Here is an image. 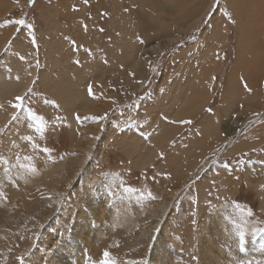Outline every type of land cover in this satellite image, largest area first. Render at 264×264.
<instances>
[{"label": "rangeland", "instance_id": "rangeland-1", "mask_svg": "<svg viewBox=\"0 0 264 264\" xmlns=\"http://www.w3.org/2000/svg\"><path fill=\"white\" fill-rule=\"evenodd\" d=\"M241 1L197 0L196 4L211 2L210 10L184 34L179 26L185 20L175 15L184 9V0H146L149 6L140 0H0V41L6 39L0 46V178L12 170L0 184V206L16 215L25 203L43 205L50 198L43 207L51 213L48 222L18 238L7 264H42L47 249L59 246L61 229L74 224L73 218L64 215V205L68 202L75 215L88 201V192L74 190L75 182L81 183L87 172L82 167L75 172L65 159L79 154L86 158L85 164L94 160L90 182L95 186L104 184L111 174L118 175L120 181L109 201L124 199L136 217L151 216L167 192L179 189L172 208L156 224L165 222L170 228L167 242L177 264L198 263L197 243L203 230L196 222L202 218L199 226H204L219 201L226 204V214L238 217L217 211L212 218L218 222L222 216L234 222L237 245L225 244L227 251L242 264L264 263V142L228 154L227 141L234 132L244 135L259 130V123H248L256 114L248 110L255 101L254 92L248 90L249 79L243 78L232 99L224 93L229 88H223L235 66L238 43L251 29L250 20L241 16ZM119 6L121 12H117ZM218 12L230 25L220 55L224 68L215 76L209 94L194 104V98L179 92L177 82L185 77L178 80V75L194 64L205 68L200 66L206 60L203 36ZM19 20L24 23H16ZM170 36H177V41L167 43ZM46 39L52 47L49 53L43 48ZM159 41L164 48L152 55L148 49ZM254 53L263 59L264 45ZM250 76L264 87V73ZM225 98L231 100L227 111ZM204 122L213 127L207 128ZM261 137L264 140V132ZM88 145L92 151L86 153ZM215 164V172H206L207 178L201 179L203 171ZM22 165L42 177L44 182L36 190L22 185L29 175L18 173ZM59 169L67 180L50 174ZM54 183L61 189L51 191ZM104 208L107 211L106 204ZM180 212L188 217L186 221ZM52 215L55 226L45 239L42 231ZM147 220L146 224L155 223L154 218ZM118 231V236L123 235L119 244H107V251L100 255L103 258L109 252L104 255L109 262L132 256L128 243L138 230ZM241 233L244 251L239 247ZM38 243L39 253L19 255L26 245ZM248 252L252 256H245ZM146 255L144 251L137 260ZM102 258L98 261H105Z\"/></svg>", "mask_w": 264, "mask_h": 264}, {"label": "bare ground", "instance_id": "bare-ground-1", "mask_svg": "<svg viewBox=\"0 0 264 264\" xmlns=\"http://www.w3.org/2000/svg\"><path fill=\"white\" fill-rule=\"evenodd\" d=\"M196 2L197 0H187L183 5L184 9L179 13V16L185 20V23L179 26L181 32H190L210 6V2L207 5L201 3L196 4ZM234 3H236V0H234ZM241 4V6H243L241 13L242 18L252 21L253 28L258 26L262 16V0H243L241 1ZM255 8L258 9L260 13L259 17L255 16L253 13ZM187 17L189 18V21ZM5 40L6 39L0 41L1 47ZM175 40L176 38L171 37L167 43L174 42ZM48 45L50 47L51 44L48 43ZM163 45V42H158L157 46L152 49L149 48L148 50L156 52L161 50ZM50 48L52 49V47ZM23 92L27 93L28 88H25ZM229 104L230 102L227 103V107ZM248 110H251V112L257 110V114L253 116L251 120L252 122H256L264 116V102L262 101L261 89L258 91V96L255 98L253 107ZM263 132L264 126L259 128L256 133L262 135ZM262 142H264V140H262ZM88 146L84 149V152L86 153L92 151V147ZM100 149L102 150V146ZM98 151L99 148H97V152ZM79 155L77 157L66 158L65 162L66 166L71 167L75 172L81 167L84 168V173L87 172V175L83 178L82 182L80 181L81 183L75 182L74 190L76 192H88L89 199H86L88 200L87 202L85 201L82 203L75 215L71 214V205L68 202L65 203L64 215L67 218H73L74 224L69 225L67 230H62L60 228L62 235H60V244L52 251L47 249L45 257L41 259L42 264H104V261L100 260L103 262L101 263L98 259L102 258L100 255H102L104 251H107V244H110V247L119 244L120 236L123 237V235L118 236V230H120V228H122L127 234H130L132 230H138V232L135 235L132 234L133 240L128 243L132 256L129 258H123V260L120 262H114V264H177V261L172 260V249L167 242V238L171 235L170 228L165 222L164 225H156L160 217L163 215V212L169 209L176 193H169L168 197L161 202L158 208L155 209L156 211L151 212V216L149 215L147 217L154 218L155 223L146 224L148 223L147 218L142 219L141 217H136L131 210L133 208H130L127 204L124 205V199L119 198L118 200L109 201L110 198L108 197L112 196L115 185L120 181L118 175L111 174L107 177V181L104 184L95 186V183L93 184V182H90V174L94 168V160L91 163L87 162V164H85L86 158L82 156L80 157ZM63 169H59L58 171L52 170L54 172H50V174L55 175V177H65ZM8 170L4 176L0 178V184L8 179V174L12 171L11 169L10 171ZM24 171H27L29 175L28 178L23 179V186L36 190L35 188L41 186V183L44 182L42 177H37L35 172L32 173L30 169L28 170L25 165H22V170H19L18 173H23ZM69 174L71 177L73 174L72 171H70ZM65 178L66 180L68 179V177ZM65 178L61 179L64 180ZM56 180L55 182H58L59 179ZM91 184L94 185L93 189H91L92 192L89 191V187L93 186ZM60 189L61 186L59 183H54L51 186V191L53 192ZM49 201H44L43 205H41L39 201H35L32 204L30 202L25 203L23 206V210L25 211L21 210V212L16 215L11 214L7 209L0 206V264L8 263V260L11 258V249L18 238L30 235L32 232L31 230H33L35 226L38 227L41 223L49 221V215L51 213L43 207L44 204H47ZM104 204H106L107 211L104 208ZM89 205H91V207H89ZM94 207L96 209H92ZM53 216L54 215L51 217L52 222L42 231V237L45 239L49 237L51 227H53V225L55 226V218ZM219 219L220 221L218 220V222L216 219H212L209 221V224L204 225L207 227L203 229L201 237L197 243V249L200 254L197 259V264H242L241 261L231 252L227 251L225 246V244H231L234 247L237 245L236 239L238 232L234 226L233 220H225L222 216H220ZM104 220L112 222V224L105 225L103 224ZM218 223L219 225H217ZM126 233L124 234L126 235ZM113 238H116L117 240H112ZM177 244L182 245L180 241H178ZM170 245L172 244L170 243ZM25 247L26 248L19 252V255L21 252L27 253L31 251L33 254H36L41 251V245H39V243L35 246L28 247L26 245ZM144 251L147 255L143 260L139 261L140 258H142L141 255ZM245 256L249 257L252 256V254L248 252ZM35 264L38 263L35 262ZM254 264L264 263L255 262Z\"/></svg>", "mask_w": 264, "mask_h": 264}, {"label": "crops", "instance_id": "crops-1", "mask_svg": "<svg viewBox=\"0 0 264 264\" xmlns=\"http://www.w3.org/2000/svg\"><path fill=\"white\" fill-rule=\"evenodd\" d=\"M115 1L118 2V0H115ZM186 1L187 0H184V4ZM145 3L147 4V6H149V3L146 2V0H140L141 5H143ZM150 5L152 7V4H150ZM210 6H211V2H210ZM210 6L206 10V12L202 16V18L208 13V11L210 10ZM118 8H119V10L117 9V12H121L120 6ZM263 9H264V3L262 2L261 20L258 23V26L254 27V28H253L252 21H250L251 22V29L249 31V35H247V37L244 41H239L238 46H237L238 55H237V59L235 62V66L233 68V71L228 75L226 82L223 83L224 89L229 88L228 91L225 90L224 93L228 94L229 95L228 97L230 99H232V96H234V95L237 97L238 87L241 86V81L245 77V78L249 79L248 80V84H249L248 88L251 89L252 92H254L255 97L258 96V91L261 89L262 101L264 102V87L263 86L259 87L258 84H255V82H252V76H250V74H252L253 72H256L257 74L264 73V60H263L264 57L262 59V57L256 56L254 53V51L259 50L260 46L264 45V26H263L264 25V10ZM113 11H114V9H113ZM253 13L257 17L260 16V13H259L258 9H256V8L253 10ZM175 15H179V12H177ZM202 18L199 20V22L202 20ZM226 30H228V31L226 32ZM229 30H230V25L228 24L227 20L223 17V15L220 12L216 13L212 19L210 29L206 30V32L204 33V36H203V38H205V41L207 43V47L205 48L206 50L204 51L202 56L206 60H201L200 66H205V68L204 67H202V68L195 67V64H194L193 67H191V69L189 71L185 70L184 74L178 75V80H183V78L185 77L183 81L177 82L178 85L181 86V89L179 90V92L182 95L183 94L190 95L191 99L194 98L195 102H192L194 104L197 103V99H199V103H200L201 102L200 99L203 97V95L209 94V88H212L213 81L216 82L215 76L218 75L219 72H221L224 68L222 66L220 55L224 51L225 43L227 41V37L229 34ZM182 33L185 34V33H189V32H182ZM171 37L176 38V40L174 42L177 41V38H178L177 36H170L169 39ZM17 42L19 44V40H17ZM174 42H171V43H174ZM157 45H158V42L155 45L150 46L149 48L152 49ZM195 46H197V45H195ZM43 48H44L46 53H49V50L51 48L48 45V39H46V41L43 40ZM161 50H158L156 52H151V51H149V52L153 55V54H156L157 52H159ZM262 80L263 79H260V81H262ZM27 86H29V85H27ZM206 88H208V89H206ZM255 97H254V99H255ZM226 99L227 98L224 99L225 104L223 107V109L225 111H227L229 109L227 107V103L228 102L231 103L230 99H227V100ZM254 103H255V101L253 103H250L249 108L253 107ZM194 104H192V105H194ZM253 112H256V114H257V110L253 111ZM168 115L171 116L173 114H168ZM252 118H253V116L250 118L248 123H252V124L253 123L254 124L259 123L258 128H261L262 126H264V116L256 122H252L251 121ZM208 119H211V117H209ZM204 125L207 128L213 127V125L211 123L208 124L207 122H204ZM222 134L223 133L219 134V138H221ZM261 136L262 135H258L256 132H252V133H248V134H244V135L237 132V131L234 132V134L227 141L229 143L228 145L230 147L228 149L229 150L228 154H231V153L233 154V153H236L240 150H244L249 145H250L249 147H254V146L259 145L260 143H262V140H263V138ZM215 170H216V164H215V166L210 165L207 169H205V171H203V173L201 175V179L207 178L208 174H205L206 172L214 173ZM215 180H217V179H215ZM184 182H185V180H183L181 183H179L178 187H180ZM174 191H175L176 196H177L179 189H175ZM169 193H172V192H167L166 198L168 197ZM176 196H175L174 200L172 201L169 208H172L174 201L176 199ZM161 202L159 203V205L161 204ZM219 202H218L217 206H215V207L213 206L214 208H213V211L211 213V216L205 218V225L209 224V221L212 220L214 214L217 211L223 212V214L226 216H229V217L234 216L235 218H238L235 215L226 214L225 213V211H226L225 205L226 204L222 203V201H219ZM164 212H166V211H164ZM180 213H181V215L182 214L185 215L182 212H180ZM187 218L188 217L185 215L184 221H186ZM200 219L201 220H198L196 222V225L200 229L203 230L205 227L199 226V225L203 224L202 218H200ZM225 220H232V219H225ZM181 229H185V228H181Z\"/></svg>", "mask_w": 264, "mask_h": 264}, {"label": "snow or ice", "instance_id": "snow-or-ice-1", "mask_svg": "<svg viewBox=\"0 0 264 264\" xmlns=\"http://www.w3.org/2000/svg\"><path fill=\"white\" fill-rule=\"evenodd\" d=\"M85 2H87V0H85ZM16 23L18 24H22L24 23L22 20L16 21ZM34 42V41H33ZM245 87L247 88V85L245 84ZM249 91H251V89H248ZM23 99V97H17V100H21ZM210 111V109H209ZM185 123H190V121H185ZM249 215H251V212L249 213ZM239 247L241 251H244V239H243V233L240 234V243H239ZM105 257H107L109 254L107 252L104 253ZM18 260H21L22 257H17ZM104 264H114V261L109 262L108 260L104 261Z\"/></svg>", "mask_w": 264, "mask_h": 264}]
</instances>
